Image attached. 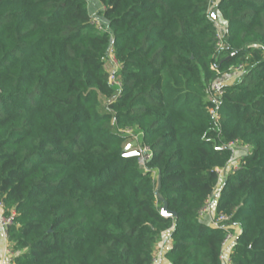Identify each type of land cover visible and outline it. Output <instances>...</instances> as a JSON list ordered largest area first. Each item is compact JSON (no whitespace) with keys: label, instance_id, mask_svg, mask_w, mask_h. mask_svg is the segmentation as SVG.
<instances>
[{"label":"trees","instance_id":"16d2710c","mask_svg":"<svg viewBox=\"0 0 264 264\" xmlns=\"http://www.w3.org/2000/svg\"><path fill=\"white\" fill-rule=\"evenodd\" d=\"M97 1L104 32L87 0H0V202L15 264H151L165 232L170 264H223L229 233V264H264V0ZM239 65L215 119L209 87ZM125 130L148 150L144 168L122 156ZM231 143L249 151L220 182ZM210 196L228 217L219 228L200 218Z\"/></svg>","mask_w":264,"mask_h":264},{"label":"built area","instance_id":"2783aa9c","mask_svg":"<svg viewBox=\"0 0 264 264\" xmlns=\"http://www.w3.org/2000/svg\"><path fill=\"white\" fill-rule=\"evenodd\" d=\"M91 24L94 25L98 31H100V32L105 31V28L103 27V25H102V23L98 17H96V16L91 17ZM216 39H217V43H216L217 48H221L222 47V38H221V33L219 31H217ZM103 61L105 62L106 66H108L109 82L115 88H120L121 87L120 80L115 75V72L119 69V64L115 59L112 48H110L107 51L106 56L103 58ZM242 72H243V66L239 65V66L235 67L230 74H226V75L222 76L221 78L215 80L210 85V87H209V98H210V101L214 104V107L210 108L209 112L214 116L215 119L218 118L215 110L218 108L220 98L223 95V87L225 86L224 80L227 79L226 76L229 75V76L239 77ZM123 133H126L127 135L133 136L131 130H125V131H123ZM133 137H134V140L137 139L136 136H133ZM238 145L241 146L242 152H244V155H246L248 153L249 147L246 145H241L239 143L229 144V147L233 150L232 158H231L228 166L225 169L218 170L219 178H222V175L224 176L225 173L228 171H235L238 169L239 162L235 163L236 162V160H235L236 151H234L235 147H237ZM140 151H141V155H140L139 160L145 159L144 161H146L147 159L150 158V154L148 153L147 149H140ZM212 199H213V196H210L206 200L203 208L200 210V218L202 219L203 217H207V216L212 214L211 215L212 216L211 227L219 228V227H221V225L224 222H226L228 220V217L225 215H222V214L218 215L217 217L213 216V210H212V202L213 201H212ZM2 208H3V205L0 202V211H2ZM13 216H14L13 213L11 214V216H7V217L3 216L2 213L0 214V228H1V231L3 234V238L5 240V245L3 247L2 264H15L14 252L12 251L11 247L9 246V244L7 242V227L12 224ZM233 238H234V235L229 233V234H227V236L225 237V239L223 241V255H222L223 264H229V259H228L227 255L229 256ZM161 257H162V247L159 246L158 248L156 247L154 249L151 264H161L162 263Z\"/></svg>","mask_w":264,"mask_h":264},{"label":"crops","instance_id":"0c3cea01","mask_svg":"<svg viewBox=\"0 0 264 264\" xmlns=\"http://www.w3.org/2000/svg\"><path fill=\"white\" fill-rule=\"evenodd\" d=\"M87 4H88L89 12H90V8L94 9V7H96V10H99V9L102 8L97 0H87ZM93 9H91V10H93ZM132 141H134V140H130L128 143H130ZM235 154H236V156H235L236 162L235 163H238L240 158H242L244 156V152H240L239 153L238 151H236ZM0 214H1V211H0ZM211 215H209L207 217H203L201 219L202 223H204L206 226H209V227H211V218H212ZM234 233L238 234V229L236 228V226H235V232ZM4 245H5V240L3 238V234H2V231H1V228H0V264H2V261H3V247H4ZM159 246L162 247V257H161V262L162 263L161 264H170L165 258V253L171 247V242H170V239H169V232H165L162 235L160 241L156 244L157 248ZM227 257H228V255H227Z\"/></svg>","mask_w":264,"mask_h":264},{"label":"water","instance_id":"95a60500","mask_svg":"<svg viewBox=\"0 0 264 264\" xmlns=\"http://www.w3.org/2000/svg\"><path fill=\"white\" fill-rule=\"evenodd\" d=\"M213 17H215V12H213ZM140 155H141V151L138 148V143L135 140L128 143L122 150V156L123 157H138L139 158ZM159 179L160 178H158V186H157V189L155 191V194L157 196H158V190L160 187ZM160 213L163 217H166V218H169V217L175 218L176 217V214L174 212H171L168 210V206H167L166 202H163V206H162Z\"/></svg>","mask_w":264,"mask_h":264},{"label":"rangeland","instance_id":"374dc122","mask_svg":"<svg viewBox=\"0 0 264 264\" xmlns=\"http://www.w3.org/2000/svg\"><path fill=\"white\" fill-rule=\"evenodd\" d=\"M213 3L215 4L216 3V0H213ZM91 9H93V8H90L91 17H93L95 15V13H96L97 10H96V7H94L93 10H91ZM222 28H223V23L219 20L218 21V29H219V32H221ZM226 77H227V79L224 80V85H230V84L234 83L239 78L237 76H229V75H227ZM108 101H110V100H108V99L107 100H105V99L103 100V98H102V105L104 106ZM133 136H135V135H133ZM133 136H131V138L134 139ZM234 151H238L239 153L242 152L241 146L238 145L237 147H235ZM144 160L143 159H140L139 160V167L140 168H144L143 167L144 162H145ZM152 176H153V178H156V173L154 172L152 174ZM223 177L224 176L222 175V178H220V182L223 180Z\"/></svg>","mask_w":264,"mask_h":264}]
</instances>
